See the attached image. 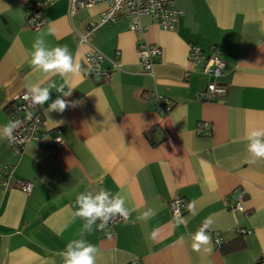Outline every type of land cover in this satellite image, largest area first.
I'll use <instances>...</instances> for the list:
<instances>
[{
    "label": "crops",
    "instance_id": "1",
    "mask_svg": "<svg viewBox=\"0 0 264 264\" xmlns=\"http://www.w3.org/2000/svg\"><path fill=\"white\" fill-rule=\"evenodd\" d=\"M34 1L0 0V128L11 120L7 107L28 85L63 84L30 64L39 34L54 32L45 36L48 44L66 47L81 65L88 43L79 37L96 25L89 43L105 55L103 67L111 59L117 68L103 81L81 67L70 81L71 95L62 97L78 101L76 107L47 113L60 95L56 89L38 106L42 142L53 129L62 131L64 146L56 152L36 141L16 150L0 135V170L12 168L6 188L0 185V264H64L60 253L81 238L98 248L96 264H264V158L252 157L245 139L247 131L264 128V0H173L181 15L170 31L148 15L139 18L140 30L124 14L100 23L106 3L83 6L79 0L73 13L70 0L50 1L44 24L31 29L25 20ZM141 45L161 50L151 72L141 69ZM191 46L218 55L221 75L190 60ZM212 81L227 93L206 99ZM152 92L171 101L168 112L159 111L148 97ZM17 179L31 181V193L16 188ZM100 189L123 193L126 206L138 211L110 234L95 230L81 237L76 196ZM239 189L245 192L242 210L229 206ZM176 197L184 203L182 225L169 209ZM148 209L155 216L137 221ZM209 217V250L194 251L192 237Z\"/></svg>",
    "mask_w": 264,
    "mask_h": 264
},
{
    "label": "built area",
    "instance_id": "2",
    "mask_svg": "<svg viewBox=\"0 0 264 264\" xmlns=\"http://www.w3.org/2000/svg\"><path fill=\"white\" fill-rule=\"evenodd\" d=\"M52 0H36L29 3L28 12L26 14L25 25L27 28L37 29L44 24L43 9ZM71 1V13L75 12L76 0ZM97 2H105L106 8L100 15V23L115 22L119 14H124L131 20V28L133 30H140L141 26L139 18L142 15L150 16L156 24L163 30H173L175 22L181 15V11L174 6L173 0H79V4L83 6H91ZM96 25L89 26L87 32L81 34L79 37L80 42L88 43V49L83 56L81 64L82 71L85 76H100L101 80L108 81L111 77L113 69L117 68V64L113 60H109L110 66L103 67L102 63L106 59L105 55L96 47L89 43V34L95 29ZM161 50L157 46L141 45L138 49L139 63L141 69L145 72H151L153 65V58L158 56ZM189 58L195 62H202L203 71L215 77L221 75L224 62L215 54L204 56L203 52L194 46L189 49ZM26 91L20 93L14 101L10 104L9 117L11 121L20 120L21 126L17 128L13 135L15 140L8 142L9 146L13 149L20 150L25 144L31 141H36L40 144V148L48 150L49 152H56L64 146V137L59 128L52 130V135L48 143L42 142V137L46 134L43 127V119L41 112L38 109L39 105H34L30 99H25ZM227 93V87L215 81L209 82L204 91L206 99L223 96ZM153 103L157 106L160 112H168L172 107V103L168 98L162 97L155 93H149ZM29 113L31 118L29 119ZM12 173L10 166H4L0 170V185L6 188L9 176ZM16 188L20 189L26 194L31 193L33 183L26 179H17L15 181ZM244 190L237 191L236 200L230 204V208L242 210L240 200L244 195ZM184 203L180 198H173L169 201V209L171 214L175 216L177 213L181 215V206ZM125 219L119 215L112 218L108 226L104 229L106 233L110 234L114 230L117 223H124ZM99 223V221H97ZM246 230H241L245 232ZM215 243H221L220 238H215Z\"/></svg>",
    "mask_w": 264,
    "mask_h": 264
},
{
    "label": "clouds",
    "instance_id": "3",
    "mask_svg": "<svg viewBox=\"0 0 264 264\" xmlns=\"http://www.w3.org/2000/svg\"><path fill=\"white\" fill-rule=\"evenodd\" d=\"M46 35H54V32L49 30L46 34L41 33L34 39L29 52L30 64L34 70L43 73L45 79L59 76L63 79V84L58 86L55 82H52L46 87H42L39 83L30 84L27 86L25 99H30L34 105H45L51 99V89H56V92L60 95L48 104L47 113L52 111L63 113L68 107H76L79 103L78 101L69 102L62 97L71 95L74 88L70 86V81L80 76L81 65L66 47L50 46L45 39ZM66 85L69 86L67 91H65ZM28 118H31L30 113ZM21 123L20 120H10L0 128V135L9 142L14 141L15 136L13 133L21 126ZM245 139L248 141L247 151L252 157L264 158V128H253L247 131ZM126 200L127 197L123 193L118 192L112 195L104 189L97 192L85 191L78 194L75 199L73 216L84 220L80 233L81 237L84 233L91 234L95 230L103 231L116 215L128 219L132 212L138 211L135 207H127ZM188 208L195 215L194 205L189 204ZM155 214V210L148 209L140 213L136 220L146 222ZM175 222L177 225H182L186 223V220L177 213ZM213 223L211 217L206 218L203 226L194 234L192 237L194 251H200L202 246L205 251L209 250L207 246L211 243V237L207 230L211 228ZM94 225L96 226L95 229L93 228ZM156 236L157 232L153 231L150 234V239L155 240ZM97 253L98 248L94 244L81 238L70 241L60 255L63 257L64 264H96Z\"/></svg>",
    "mask_w": 264,
    "mask_h": 264
},
{
    "label": "trees",
    "instance_id": "4",
    "mask_svg": "<svg viewBox=\"0 0 264 264\" xmlns=\"http://www.w3.org/2000/svg\"><path fill=\"white\" fill-rule=\"evenodd\" d=\"M9 108H10V105L7 107V109H9ZM219 246H222L221 243L219 244Z\"/></svg>",
    "mask_w": 264,
    "mask_h": 264
}]
</instances>
